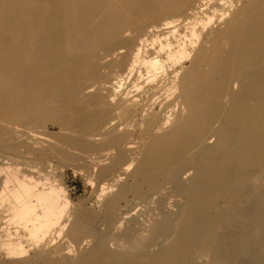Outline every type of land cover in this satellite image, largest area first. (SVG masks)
Masks as SVG:
<instances>
[{
    "label": "bare ground",
    "instance_id": "bare-ground-1",
    "mask_svg": "<svg viewBox=\"0 0 264 264\" xmlns=\"http://www.w3.org/2000/svg\"><path fill=\"white\" fill-rule=\"evenodd\" d=\"M0 264H264V0H0Z\"/></svg>",
    "mask_w": 264,
    "mask_h": 264
},
{
    "label": "rangeland",
    "instance_id": "rangeland-1",
    "mask_svg": "<svg viewBox=\"0 0 264 264\" xmlns=\"http://www.w3.org/2000/svg\"><path fill=\"white\" fill-rule=\"evenodd\" d=\"M66 184L69 186V188H74L71 191H73V197L75 199L81 198L85 194V189L83 187L81 179L75 178L70 172L66 176Z\"/></svg>",
    "mask_w": 264,
    "mask_h": 264
}]
</instances>
